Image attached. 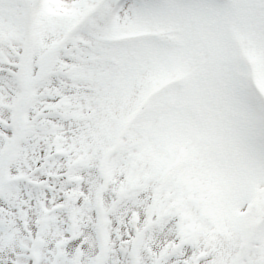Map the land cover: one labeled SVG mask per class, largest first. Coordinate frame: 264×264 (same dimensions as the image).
Segmentation results:
<instances>
[{
	"label": "snow or ice",
	"instance_id": "1",
	"mask_svg": "<svg viewBox=\"0 0 264 264\" xmlns=\"http://www.w3.org/2000/svg\"><path fill=\"white\" fill-rule=\"evenodd\" d=\"M0 264H264V0H0Z\"/></svg>",
	"mask_w": 264,
	"mask_h": 264
}]
</instances>
